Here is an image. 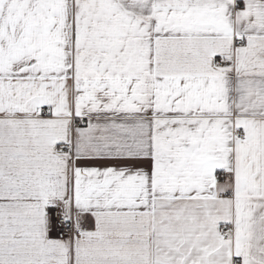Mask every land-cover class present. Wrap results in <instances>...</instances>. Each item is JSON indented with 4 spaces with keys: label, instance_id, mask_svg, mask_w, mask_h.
Wrapping results in <instances>:
<instances>
[{
    "label": "snow or ice",
    "instance_id": "1",
    "mask_svg": "<svg viewBox=\"0 0 264 264\" xmlns=\"http://www.w3.org/2000/svg\"><path fill=\"white\" fill-rule=\"evenodd\" d=\"M0 264H264V0H0Z\"/></svg>",
    "mask_w": 264,
    "mask_h": 264
}]
</instances>
